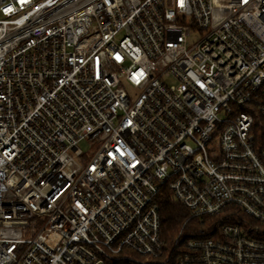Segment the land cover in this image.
Wrapping results in <instances>:
<instances>
[{
  "label": "built area",
  "instance_id": "2783aa9c",
  "mask_svg": "<svg viewBox=\"0 0 264 264\" xmlns=\"http://www.w3.org/2000/svg\"><path fill=\"white\" fill-rule=\"evenodd\" d=\"M258 116L264 0H0V264H156L162 189L264 223ZM250 231L178 262L264 264Z\"/></svg>",
  "mask_w": 264,
  "mask_h": 264
},
{
  "label": "trees",
  "instance_id": "16d2710c",
  "mask_svg": "<svg viewBox=\"0 0 264 264\" xmlns=\"http://www.w3.org/2000/svg\"><path fill=\"white\" fill-rule=\"evenodd\" d=\"M257 119L264 122L260 116ZM158 202L165 246L156 264H179L180 254L189 252L186 248L189 239L218 238L223 225L227 223L237 224L244 230L251 228L252 236L264 240V223L248 216L239 206L228 205L222 213L201 220L190 217L188 209L175 200L167 189L160 191ZM178 234L180 240L176 243Z\"/></svg>",
  "mask_w": 264,
  "mask_h": 264
},
{
  "label": "rangeland",
  "instance_id": "374dc122",
  "mask_svg": "<svg viewBox=\"0 0 264 264\" xmlns=\"http://www.w3.org/2000/svg\"><path fill=\"white\" fill-rule=\"evenodd\" d=\"M80 146L83 148V149H88L89 148V145H88V142L86 140H83L81 143H80Z\"/></svg>",
  "mask_w": 264,
  "mask_h": 264
}]
</instances>
